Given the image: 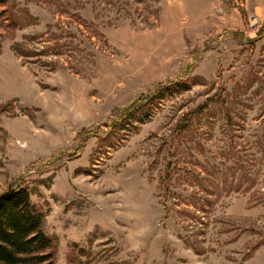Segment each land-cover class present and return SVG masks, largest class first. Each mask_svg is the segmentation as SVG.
Masks as SVG:
<instances>
[{
	"label": "rangeland",
	"instance_id": "374dc122",
	"mask_svg": "<svg viewBox=\"0 0 264 264\" xmlns=\"http://www.w3.org/2000/svg\"><path fill=\"white\" fill-rule=\"evenodd\" d=\"M11 186L56 264H264V0L0 4Z\"/></svg>",
	"mask_w": 264,
	"mask_h": 264
},
{
	"label": "trees",
	"instance_id": "16d2710c",
	"mask_svg": "<svg viewBox=\"0 0 264 264\" xmlns=\"http://www.w3.org/2000/svg\"><path fill=\"white\" fill-rule=\"evenodd\" d=\"M7 1L0 0V4ZM188 89L187 82L175 83L130 108L140 113V121L144 122L163 98ZM166 177L172 179L170 173ZM44 219V213L32 202L27 187L11 186L0 194V264H56L52 237L43 229Z\"/></svg>",
	"mask_w": 264,
	"mask_h": 264
}]
</instances>
